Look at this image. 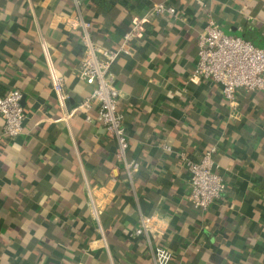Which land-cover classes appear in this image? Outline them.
<instances>
[{
	"label": "crops",
	"instance_id": "obj_1",
	"mask_svg": "<svg viewBox=\"0 0 264 264\" xmlns=\"http://www.w3.org/2000/svg\"><path fill=\"white\" fill-rule=\"evenodd\" d=\"M157 1L0 0V97L21 90L26 112L14 139L3 136L0 115V264H154L147 238L132 236L143 215L156 216L164 235L152 241L169 248L171 264H264V92L239 88L234 110L219 83L189 79L211 19L264 48V0H169L180 18L149 17L133 56L115 61L128 157L141 163L133 182L115 138L87 121L94 108L60 119L44 46L64 77L69 111L94 89L76 76L79 20L92 22L95 41L116 47ZM212 146L227 189L201 213L179 154L199 160Z\"/></svg>",
	"mask_w": 264,
	"mask_h": 264
},
{
	"label": "built area",
	"instance_id": "obj_2",
	"mask_svg": "<svg viewBox=\"0 0 264 264\" xmlns=\"http://www.w3.org/2000/svg\"><path fill=\"white\" fill-rule=\"evenodd\" d=\"M156 15L180 18L178 9L170 4L169 0L154 2L144 17L134 20L131 29L124 33L122 42L116 47H109L95 41L91 34L92 22L79 20V24L83 27L81 35L83 55L76 70V76L94 85V89L89 97L69 111L66 110L69 96L65 90L64 77L55 72L48 49L44 46L51 70L52 87L63 111L60 119L68 120L78 111L94 108L97 112L96 118L87 114L86 119L89 122L98 121L115 138L116 157L122 164L125 177L131 182L140 171L141 163L137 159L128 157L129 135L124 113L119 107L121 90L117 85V78L112 67L118 58L133 56L137 42L145 35V23L149 17ZM197 56V64L190 75V81L196 84L204 80L219 83L222 86L223 96L232 109L236 110L238 107L237 90L239 88L264 92V48H259L240 36L225 33L212 19L198 34ZM0 115L4 121L3 136L14 139L24 132L26 112L21 90L12 89L0 97ZM161 148L171 151V147L165 143L161 145ZM216 150V146L208 148L199 160L191 159L185 152L179 154L190 175L188 199L193 208L201 213H205L214 202L221 199L227 189V182L219 172V165L214 158ZM88 205L91 216L103 233L102 209L91 191H89ZM155 217L143 215L140 224L133 230L132 236L147 238L154 264H171L173 254L169 248L152 241L160 234L164 235L161 228H156Z\"/></svg>",
	"mask_w": 264,
	"mask_h": 264
}]
</instances>
